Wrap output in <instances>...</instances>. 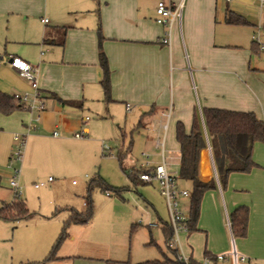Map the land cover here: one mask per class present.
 <instances>
[{
	"label": "crops",
	"instance_id": "0c3cea01",
	"mask_svg": "<svg viewBox=\"0 0 264 264\" xmlns=\"http://www.w3.org/2000/svg\"><path fill=\"white\" fill-rule=\"evenodd\" d=\"M170 1L183 2L182 35L175 22L171 42L164 45L160 40L167 28L156 22L157 0H0V60L38 63L34 66L40 70L39 89L46 102L45 110L36 113L40 121L27 136V176L45 177L52 171L63 170L71 161L87 162L93 154L86 140L92 136V129L87 126L88 116H78L98 102L105 104L106 111H102L114 119L118 115L113 106L118 104L124 106L127 114L138 117L140 125L149 132V140L157 149L161 148L162 162L164 158L178 188L189 193L192 183L178 178L182 162L176 138L178 122L184 124L189 134L197 115L204 127V108L251 112L264 121V50L260 48L264 46V6L258 0ZM228 12L244 17L248 23L227 24ZM99 29L111 71V102L105 101L101 85ZM22 78L15 68L0 66V92L19 94L24 88ZM18 112L10 116L0 114V130L5 129L0 131V166L10 163L16 135L12 131L28 132L24 114L13 117ZM19 119L25 130L20 128ZM55 131L59 133L57 137ZM77 133L84 137L75 138ZM1 135L8 137V144L1 143ZM110 151L111 148L105 153ZM204 152L208 154L207 176L201 169ZM124 153L128 156V152ZM210 155L209 147L200 153L199 179L203 182L217 180ZM253 160L257 167L250 173H233L224 189L217 180L216 188L205 192L197 230L180 235L182 251L193 262L231 264L229 259H212L220 255L230 258L236 250L246 257L240 264H264L263 143L255 144ZM178 179L189 183V187H180ZM41 183L45 187L51 182ZM14 200H2L0 209ZM189 206V198L180 199V209L188 219ZM243 206L249 208L247 236L236 238L227 220ZM57 211L55 205L45 213ZM66 211L63 224L73 210L66 207ZM30 212L28 219L18 222L0 218V244L12 241L19 256L16 263L43 264L61 233V225L37 227L40 219L37 221L35 213ZM70 232L56 258L46 264H77L73 260L83 258L66 253L77 240L76 233ZM88 260H98L100 264L109 261L101 256Z\"/></svg>",
	"mask_w": 264,
	"mask_h": 264
},
{
	"label": "rangeland",
	"instance_id": "374dc122",
	"mask_svg": "<svg viewBox=\"0 0 264 264\" xmlns=\"http://www.w3.org/2000/svg\"><path fill=\"white\" fill-rule=\"evenodd\" d=\"M37 56L39 59L40 54L38 53ZM31 64L38 65V63ZM0 66L2 68L10 67L9 64L1 60ZM38 74H40V70H38ZM22 79H24V88L18 92V95H27L32 98L34 90L24 77ZM105 107L103 102H98L93 107L84 109L78 116V118L88 116L87 126L92 129V136L86 140L90 142L89 152H93V154L87 162L71 161L63 170L52 171L44 177L43 174L27 176L24 168L25 159L22 163L14 161L13 166L21 170L19 197L26 200L28 208L35 213L36 220L40 219V224L37 223V227L61 225V233L64 227L63 221L67 216L66 207L84 214L88 210V203L93 202L91 221L85 225H70L67 229V237L57 250L58 254L60 248L69 239V235L72 234L70 231H74L77 240L71 244L66 253L80 254L83 258L75 259L72 263L100 264L98 260H88V258L98 256L108 258L109 261L128 262L130 264L163 260V254L171 257L162 230V222L170 223V213L167 201L162 196L157 182L135 187L118 163L119 154L126 151L128 156L124 159V164L127 168L139 169L142 167L148 169L151 166L156 167L162 162V150L154 146L148 138V130L140 125L138 117L135 118V115L127 114L124 106L122 107L121 104L113 106L116 115H118L117 119L102 111V109L106 111L107 107ZM21 114H24L23 122L27 126L38 124L35 122L36 112L19 111L13 117ZM20 120L18 121L21 125L20 128L25 130V125H22ZM12 134H26V130L24 132L17 130L14 133L12 131ZM1 137V143L8 144V137L5 135H1ZM102 143H106L111 148L110 154L102 151ZM16 147L17 143L12 140L11 153L15 151ZM2 154L0 151V157ZM2 166H0V202L2 200L10 202L15 199L16 193L9 185L12 173L8 162ZM97 176L105 179L111 186L128 187L129 191L122 193V197L113 193L108 196L106 192L98 188L89 192V184ZM49 179H52L50 185L39 189L35 188L36 183ZM73 182L75 183L73 184ZM178 183L182 188L189 187V183L186 184L179 179ZM55 205L58 206L57 212L50 213V215L45 213L51 206ZM185 210L186 208L183 212L186 213ZM149 223L157 224V227L150 228L148 227ZM184 233L186 232L182 231L180 235ZM11 244L12 241L10 240L0 244V263L12 264L15 262L14 264H19L16 263L19 257L18 251ZM65 251L61 253L64 254ZM42 262L46 264L50 261L45 262L43 260Z\"/></svg>",
	"mask_w": 264,
	"mask_h": 264
},
{
	"label": "trees",
	"instance_id": "16d2710c",
	"mask_svg": "<svg viewBox=\"0 0 264 264\" xmlns=\"http://www.w3.org/2000/svg\"><path fill=\"white\" fill-rule=\"evenodd\" d=\"M226 23L229 25L247 24V20L233 12H228ZM103 39L101 29L98 30L99 64L103 72L101 85L105 95V101L111 102V71L107 56L103 50ZM258 46V45H257ZM259 48V46H258ZM22 103L15 98V95L0 92V114L10 116L13 113L24 110ZM204 118V127L200 123L197 115L194 117L192 129L189 134L186 133L184 124L178 122L176 125V138L181 148L182 162L179 169V179L192 183L190 192L189 219L187 225L188 232L197 230V223L200 216L201 202L206 191L216 188L217 180L213 178L209 182H203L199 179V160L202 150L211 149L215 168L218 175V181L224 189L227 186L228 179L233 173H250L257 164L253 160V150L256 143L264 144V121L257 118L251 112H238L224 109L204 108L202 110ZM126 153H120L118 162L121 170L127 175L134 186L147 185L139 176L149 174L155 171L154 168H127L124 164ZM208 154L203 153L201 169L204 176L208 172ZM98 188L107 194L113 193L122 197V193L129 191L128 187H114L107 183L100 176L93 179L89 184V192ZM31 215L26 203L15 196L12 204L6 205L0 209V218L4 221L18 222L26 220ZM93 216V202L88 203L86 213L71 212V217L64 223V227L56 244L53 246L45 262L56 258L57 250L63 240L67 237V229L70 225H85L89 223ZM232 234L236 238H245L247 236L249 208L239 207L230 215ZM162 230L168 243L174 237V231L170 223L162 222ZM160 248V247H159ZM171 257L163 254V260L146 261L138 264H183L178 261V251L167 247ZM213 262L217 259L213 258ZM107 264H130L128 262L107 261ZM193 264H197L193 262Z\"/></svg>",
	"mask_w": 264,
	"mask_h": 264
},
{
	"label": "built area",
	"instance_id": "2783aa9c",
	"mask_svg": "<svg viewBox=\"0 0 264 264\" xmlns=\"http://www.w3.org/2000/svg\"><path fill=\"white\" fill-rule=\"evenodd\" d=\"M227 2H230L231 0H226ZM261 7L264 6V0H258ZM182 12H183V2H180L178 4H174L170 0H157V7H156V13H157V19L156 22L167 28V33L165 37H163L160 40V43L164 45H169L171 42V34H172V28L174 26V23L177 22L180 27V33L182 35ZM45 23L48 22L47 19L44 20ZM255 40H257V37H254ZM262 50H264V46H260ZM2 62L9 64L10 67L15 68L30 84L31 88L34 90V96L30 98L29 96H21V95H15V98L19 100L24 108L26 110H30L32 112L41 113L46 108V102L44 98L42 97L41 91L39 89V74L38 69L34 65H31L28 62H25L21 59H12V61H9L6 58L1 59ZM128 110H130V106H127ZM88 120V118H87ZM40 121V116L38 115L35 118V122ZM33 125H29L27 127L28 132L26 134H16L14 136V140L17 143V147L15 151L13 152L11 156V160L9 163V169L11 170V179H10V187L12 190H15V196L19 197V178L21 174V170L19 168H16L14 165V161H17L19 163H22L25 156L26 151V145H27V136L29 134V131L33 129ZM55 137L59 135L58 132L53 133ZM84 137L83 133H77L75 134V138L81 139ZM209 147V146H208ZM103 150L106 152L107 150H110V147L107 144H103ZM210 150V147H209ZM211 158V164L213 167V172L215 174V177L218 180L217 171L215 168V164L213 161L212 155H210ZM139 178L148 183L151 184L154 181L158 183L159 190L164 196V198L167 201L169 213H170V224L174 231V237L173 239L168 243V246L178 251V261L183 264H193V261L187 257L181 247L180 242V232L185 231L188 232L189 228L187 225L188 217H186L181 209H180V199L181 198H189L190 193L187 190H181L177 186V179L173 175H171L163 162L155 167V171L153 173L149 174H141ZM52 179H49L51 181ZM44 186V183H39L35 185V188H40ZM227 224L229 229L232 233V226L230 219L227 220ZM148 227L153 228L157 227V224L149 223ZM176 237V238H175ZM230 260L231 264H240L246 261V257L239 255L236 250H233V252L230 254V258H228L225 255H220L217 257L218 261H227ZM202 264H211L210 261H205Z\"/></svg>",
	"mask_w": 264,
	"mask_h": 264
}]
</instances>
